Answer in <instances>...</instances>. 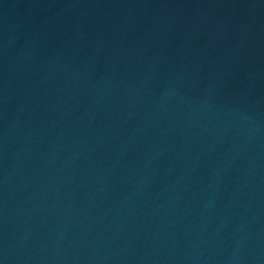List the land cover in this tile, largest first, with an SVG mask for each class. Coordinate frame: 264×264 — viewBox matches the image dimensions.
Masks as SVG:
<instances>
[{"label":"water","instance_id":"obj_1","mask_svg":"<svg viewBox=\"0 0 264 264\" xmlns=\"http://www.w3.org/2000/svg\"><path fill=\"white\" fill-rule=\"evenodd\" d=\"M141 264H264V51L205 163Z\"/></svg>","mask_w":264,"mask_h":264}]
</instances>
